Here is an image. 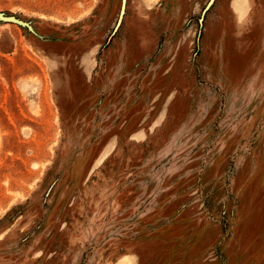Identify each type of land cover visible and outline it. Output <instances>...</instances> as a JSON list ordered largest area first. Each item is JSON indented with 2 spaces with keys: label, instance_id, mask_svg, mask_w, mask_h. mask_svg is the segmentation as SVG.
<instances>
[{
  "label": "rangeland",
  "instance_id": "rangeland-1",
  "mask_svg": "<svg viewBox=\"0 0 264 264\" xmlns=\"http://www.w3.org/2000/svg\"><path fill=\"white\" fill-rule=\"evenodd\" d=\"M0 14V264H264V0Z\"/></svg>",
  "mask_w": 264,
  "mask_h": 264
},
{
  "label": "water",
  "instance_id": "water-1",
  "mask_svg": "<svg viewBox=\"0 0 264 264\" xmlns=\"http://www.w3.org/2000/svg\"><path fill=\"white\" fill-rule=\"evenodd\" d=\"M0 20H1V21H9V22L20 23L19 21H17V20L14 19V18L6 17V16L1 15V14H0Z\"/></svg>",
  "mask_w": 264,
  "mask_h": 264
},
{
  "label": "crops",
  "instance_id": "crops-1",
  "mask_svg": "<svg viewBox=\"0 0 264 264\" xmlns=\"http://www.w3.org/2000/svg\"><path fill=\"white\" fill-rule=\"evenodd\" d=\"M257 196V197H256ZM254 198H255V200H254V202L256 203V200L258 201V202H262V203H264V200H262V199H260L259 197H260V195L258 196V195H256ZM253 198V199H254ZM262 200V201H261ZM260 205V204H259Z\"/></svg>",
  "mask_w": 264,
  "mask_h": 264
}]
</instances>
